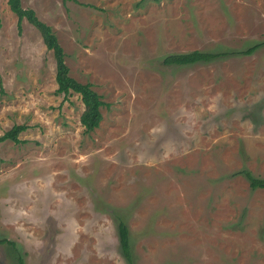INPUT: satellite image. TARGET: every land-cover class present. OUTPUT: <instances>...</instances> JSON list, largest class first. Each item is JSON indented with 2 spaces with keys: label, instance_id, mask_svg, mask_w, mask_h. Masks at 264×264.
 <instances>
[{
  "label": "rangeland",
  "instance_id": "374dc122",
  "mask_svg": "<svg viewBox=\"0 0 264 264\" xmlns=\"http://www.w3.org/2000/svg\"><path fill=\"white\" fill-rule=\"evenodd\" d=\"M0 0V264H264V0H21L102 98L84 134ZM259 47L248 56L239 54ZM225 53L166 66L171 54Z\"/></svg>",
  "mask_w": 264,
  "mask_h": 264
},
{
  "label": "trees",
  "instance_id": "16d2710c",
  "mask_svg": "<svg viewBox=\"0 0 264 264\" xmlns=\"http://www.w3.org/2000/svg\"><path fill=\"white\" fill-rule=\"evenodd\" d=\"M7 4L11 12L17 18V28L21 29V23L23 20L32 25L40 34L43 44L48 51L52 52L55 60V82L57 89L55 93L57 95H63L64 97L72 94L78 95L82 105L83 111L80 115V124L83 127L84 134H89L99 127L102 120L101 108L104 106V102L99 94L92 89L90 83H81L72 78L69 75V68L65 63V54L60 46L58 39L52 29L44 22L40 21L35 12L32 9H25L21 5V0H8ZM1 27V24H0ZM259 44H255L250 48L241 51V55H251ZM220 56H225V53H206L200 51H192L182 54H171L163 59V64L166 66H190L197 63L210 62ZM27 129L25 125H14L11 129L4 132L0 136V143L4 141H11L15 144L24 143V141L18 138L19 134ZM244 177L248 180L250 186L254 189H264V179L253 177L248 171H241ZM118 229L121 231V249L125 255L128 264H133L131 257V246L128 239L127 228L123 221L118 222ZM1 244H7L13 246V242L8 240H0ZM19 264H23L20 256H17Z\"/></svg>",
  "mask_w": 264,
  "mask_h": 264
}]
</instances>
